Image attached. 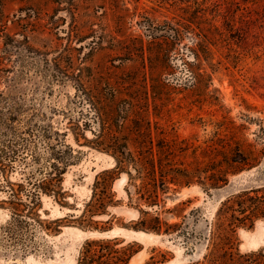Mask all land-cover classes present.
Listing matches in <instances>:
<instances>
[{
	"label": "rangeland",
	"instance_id": "obj_1",
	"mask_svg": "<svg viewBox=\"0 0 264 264\" xmlns=\"http://www.w3.org/2000/svg\"><path fill=\"white\" fill-rule=\"evenodd\" d=\"M177 1L0 0V75L9 70V76H14L20 69L16 49L5 57V35L22 40L24 34L26 46L34 52V59L26 62L24 75L11 90L20 92L37 110L32 121L21 117L12 126L28 138L27 128L49 123L59 132L65 131L67 143L80 152L77 162L63 175L62 185L68 193L65 201L70 207L43 196L41 219L80 214L90 197L95 175L114 166L111 156L83 145V138L79 144L73 139L76 124L84 122L81 112L85 114L92 107L89 102L81 103L76 88L88 90L95 103L107 111L113 110L115 98L122 92L134 91L136 96L141 95L152 122L197 144L221 123L232 121L244 127L242 139L255 151V167L230 175L225 185L207 192L198 185L184 187L169 194L156 210L169 222L185 221L188 230L195 232L188 245L181 236L146 233L152 236L140 240L138 232L121 228L119 223L131 225L138 214L125 198L126 177L115 181L113 191L121 203L108 209L116 216L111 231L127 240H137L142 246L129 264H192L201 259L206 246L204 236L219 202L242 189L264 186V19L259 18L264 16V7L251 6L247 15L251 19L239 26L240 31H229L215 13L228 0L220 5L217 0L215 4L193 0L190 4L198 18L194 26L198 35L187 32L180 43L171 47L167 73L158 59L152 71L148 57L151 36L161 38L167 25L179 22ZM197 42L210 50L199 66L205 73L200 81L189 66L196 63L192 49ZM35 53L48 60L47 70L37 64ZM52 67L57 70L56 77L50 76L48 69ZM84 135L92 137L88 129ZM22 157L28 159L26 153ZM15 166L9 175L11 181L21 178L24 160H17ZM4 196L0 191V200ZM181 202L184 205L179 213L174 212L178 216L166 212ZM4 207L0 205V264H75L78 249L89 233L99 236L75 226H63L58 234H44L35 228L38 249L24 251L19 245L3 242L1 227L10 219V211ZM237 236L241 253L264 250V220H257L252 229H238Z\"/></svg>",
	"mask_w": 264,
	"mask_h": 264
},
{
	"label": "trees",
	"instance_id": "obj_2",
	"mask_svg": "<svg viewBox=\"0 0 264 264\" xmlns=\"http://www.w3.org/2000/svg\"><path fill=\"white\" fill-rule=\"evenodd\" d=\"M192 1L178 0L175 9L179 11V22L167 25L161 38L151 36L153 41L149 45L148 57L152 71L156 68L154 60L158 59L165 64L163 70L167 73L171 47L180 43L187 32L198 35L194 27L198 18L191 10ZM210 1L213 2L211 4L216 2ZM217 1L218 5L222 2ZM260 5L264 7V0H228L215 13L229 31H240L239 26L251 19L247 16L251 6ZM259 18L264 19V16L261 14ZM21 35L22 40L9 35H5L4 40L5 57L16 49L20 69L14 76H9V70L0 75V84H4L0 89V191L5 195L0 205H6L4 208L10 211L9 221L1 227L6 245H19L24 251L37 250L35 228L44 234H58L63 226H75L98 234L110 232L116 216L108 209L121 203V199L116 198L113 185L122 176L126 177L125 198L128 205L137 211L138 218L131 225L119 223V226L135 232L181 236L188 245L195 232L188 230L185 221L169 222L156 211L165 198L192 185H198L205 192L219 188L228 182L230 175L256 166L255 151L242 139L243 125L232 121L221 123L212 135L197 144L152 122L141 95L136 96L134 91L133 94L122 92L121 97L115 98L113 110L107 111L95 103L88 90L76 88V96L81 103L89 102L92 107L85 114L81 112L84 122L76 124L73 139L79 144L83 138V145L111 156L114 166L95 175L90 197L80 214L41 219L39 210L43 196L62 207H70L65 201L68 193L62 185L63 175L77 162L80 152L67 143L65 131L59 132L49 123L39 124L35 129V125L27 128L28 138L12 126L21 117L32 121L37 110L34 105L26 103L20 92L11 90L24 75L26 62L34 59V52L26 46L25 35ZM154 44L159 47L154 48ZM195 46L192 51L196 63L191 62L189 66L200 81L205 73L200 72L199 66L210 55V50L203 42H197ZM35 55L37 64H43L46 69L48 60L37 53ZM48 70L51 71L50 76L56 77L55 67ZM87 129L92 134L90 139L84 135ZM24 153L28 159L22 157ZM17 160H24L25 167L20 170L21 178L11 181L9 175L16 169ZM182 205L184 202L166 212L178 216L174 212L179 213ZM68 218L71 221H67ZM257 220H264V186L242 189L221 200L204 236L205 252L192 264H264L263 249L246 253L239 250L238 229H252ZM141 249L137 240H127L120 234L90 236L81 243L75 264H129Z\"/></svg>",
	"mask_w": 264,
	"mask_h": 264
},
{
	"label": "water",
	"instance_id": "obj_3",
	"mask_svg": "<svg viewBox=\"0 0 264 264\" xmlns=\"http://www.w3.org/2000/svg\"><path fill=\"white\" fill-rule=\"evenodd\" d=\"M92 234L93 233H89V235L87 237L92 236ZM99 235H101V236H116V235H118V233H114L113 231H111V232H106V233L99 234Z\"/></svg>",
	"mask_w": 264,
	"mask_h": 264
},
{
	"label": "bare ground",
	"instance_id": "obj_4",
	"mask_svg": "<svg viewBox=\"0 0 264 264\" xmlns=\"http://www.w3.org/2000/svg\"><path fill=\"white\" fill-rule=\"evenodd\" d=\"M137 236H139V239L142 240V239H144L145 237L152 236V235H149V234H146V233H143V232H138V233H137ZM74 263H75V262H74Z\"/></svg>",
	"mask_w": 264,
	"mask_h": 264
}]
</instances>
